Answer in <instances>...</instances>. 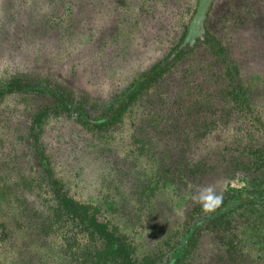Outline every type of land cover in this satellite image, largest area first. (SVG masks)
<instances>
[{
    "label": "rangeland",
    "instance_id": "obj_1",
    "mask_svg": "<svg viewBox=\"0 0 264 264\" xmlns=\"http://www.w3.org/2000/svg\"><path fill=\"white\" fill-rule=\"evenodd\" d=\"M194 5L0 0V84L17 78L85 106L107 102L167 57ZM199 56L143 91L109 130H92L71 115H51L40 129L45 156L69 194L116 228L136 261L162 256L204 215L192 200L200 187L214 185L223 202L230 191L264 190L257 121L264 122V74L243 70L254 100L245 118L220 83L223 66ZM46 104L33 93L0 97V264H93L84 253L93 244L57 223L53 192L38 177L27 132ZM180 264H264V205L238 208L202 228Z\"/></svg>",
    "mask_w": 264,
    "mask_h": 264
},
{
    "label": "flooded vegetation",
    "instance_id": "obj_2",
    "mask_svg": "<svg viewBox=\"0 0 264 264\" xmlns=\"http://www.w3.org/2000/svg\"><path fill=\"white\" fill-rule=\"evenodd\" d=\"M47 1L49 2V4L57 2V0ZM83 1L84 0H73V2H75L76 4ZM199 2L200 0H194L195 5L193 12L190 15L185 28L183 29L178 42L169 52L167 57L164 60L160 61V63L166 64L165 67L167 70L161 74L162 76L159 80L162 81L161 79H163L165 76H168L174 68L180 65H184L186 63V60L190 58L197 57V61L200 59L199 55H202L203 59L212 58L216 61V64L219 63L223 66L226 73L228 72V70L232 71L234 80L233 88L230 87L229 79L226 82L228 84V89L234 90L237 100L240 101L239 105L234 104V108L236 109L237 106H239L238 108L240 109L246 107L248 109H251L253 107L254 101L252 96L253 94L251 93L252 88H248L243 84L242 73L245 69L246 71H248V75L253 74L254 70L257 73L261 72L264 74V0H230V4L228 6L224 5V0H213L203 22L205 30L203 36L192 37L190 35L189 26L191 25V22L197 12ZM213 21L219 22L221 24V28L215 27L213 24H211V22ZM223 27L229 28L231 30L230 34H228L229 36L231 35V40H227L228 36L226 35ZM242 47L244 48L243 51L240 50V48ZM208 54H210V57ZM216 71L219 72L218 67ZM226 73H224L223 75L227 78ZM134 81L131 82V84L127 86V88H125L123 91L115 94L107 102H103L102 104H97L94 106L81 105L83 107L82 109L75 108V110L72 111L74 118H77L84 122L92 121L95 124L99 125L108 124L117 117L121 118V107L130 100L134 92L138 91L141 88L142 82H135L137 88L134 92H132V85H135L133 84ZM26 82L27 81H24V84H26ZM37 86V83L33 84V87L37 88ZM30 93L45 97V99L47 100L46 105H54L56 106V108L59 107V104L56 102V100L49 94L42 95L36 92L23 91V94ZM68 107L69 106H67V108ZM60 109L57 115L68 114L66 111H62ZM33 122L34 116L33 119L29 122V125L31 126ZM27 138L31 142L32 147L36 146L35 150L33 151V157L37 164L38 177L44 184H49L51 190L54 191L56 188H59L54 192L52 191L55 198L56 194L59 192L68 193L70 185L66 184L65 181L61 179V177L53 174V170L51 169V166L49 164V159L47 156H45L40 140L38 141L39 138L36 137L34 132L32 133L30 127L27 132ZM56 184L57 186H55ZM68 195L69 197H72L69 193ZM73 199L86 204L76 197H73ZM237 199H240V197L238 196L236 200H230L226 204H223L217 211L211 214L214 215L216 212H222L224 210L231 212L233 208L238 207L241 204V201ZM55 202H57V200H55ZM89 217H91V215H89ZM215 218L216 217H212L208 219L207 215H202L193 220L188 224L175 244L167 248L162 256L153 259L152 262H145L142 259L136 261L129 256L131 258V261L124 264H180L186 253L190 250L191 243L198 235L199 231L207 226ZM57 219L58 217L56 215V220ZM64 220L66 221H60L59 224L66 225L67 227H70V229H73L74 227H76V224H78V222L76 223L75 221L70 220V218L67 216L64 217ZM200 222H202L203 224L199 225ZM79 237L82 238V234H80ZM86 241L89 242V238L86 239ZM90 243L91 242H89L88 244ZM115 248L119 249V246L116 245ZM89 249H91V247ZM124 254L126 255L125 252ZM124 254L122 255V259L125 258ZM106 264L114 263L108 261L106 262Z\"/></svg>",
    "mask_w": 264,
    "mask_h": 264
},
{
    "label": "trees",
    "instance_id": "obj_3",
    "mask_svg": "<svg viewBox=\"0 0 264 264\" xmlns=\"http://www.w3.org/2000/svg\"><path fill=\"white\" fill-rule=\"evenodd\" d=\"M165 66L166 64L159 62L155 64L150 70L140 75L138 79L134 81L133 84H135V82L139 83V81L142 82L141 88L138 91L134 92L137 87L136 84L134 86L132 85L133 88L132 92L134 93L132 94L130 100L124 106L121 107L120 117L130 106L129 104L133 103L136 97L140 93H142L144 90L148 88L153 87L154 85L160 82L159 79L162 76L161 74L167 70ZM226 75L227 78L225 77L224 79L226 81L229 79L230 87L233 88L234 80H233L232 71L228 70ZM220 83L222 86H225L224 90L228 92V95H230L231 101H233L234 104L239 105L240 101L237 100L234 90L228 89L227 82L225 83L224 81H221ZM33 84L34 82L32 81H27L26 84H24V82L21 79H17V78L12 79L3 84H0V97L7 94L24 91V92H36L42 95L49 94L52 98L56 100V102L59 104V107L56 108V106L54 105H45L40 110H38L34 115V122L30 126V130L32 131V133L34 132L36 137L38 138L40 136V129L42 128L44 121L51 115H57L60 108H61L60 110L66 111L68 113L67 115H71V116H73L72 111H74L75 108L77 109L83 108L81 106L82 104L77 102L75 99L70 97L66 92L62 90H58L44 83H40V84L37 83L38 86L36 88L33 87ZM67 106L69 107L67 108ZM238 107L239 106H237L236 110L241 114V116L247 118L248 116L247 114L249 113L250 109H248L247 107L240 109ZM118 118L119 117L114 118V120L108 124H100V125L95 124L92 121L84 122L77 118L76 119L79 120L81 124L92 130L98 132H104L106 130H109L111 127H113L116 124ZM257 121H258V125L261 127V133L264 134V122L259 119ZM53 174L55 175L54 171ZM46 186H49V184H46ZM55 186H57V184ZM58 189L59 188H56L54 191ZM68 193L59 192L56 194V198L54 197V200H57L55 206L56 207L55 213L58 217L57 223H59L60 221H66L64 220V217L66 216L69 217L70 220L75 221L76 223L78 222V224H76V227L71 229L73 230L72 236H74L75 239L77 240H81L85 244L89 242H91L90 244H93L92 246H90L91 249H89L88 251L86 250L84 252L86 253L85 255L87 256V258L89 257V260H92L93 264H106V262L108 261H111L114 264H124L126 262L131 261V258L127 254V247H126L127 244L125 242V238L123 237V235L119 233L116 228L114 227L112 228L110 224L101 223L97 218V214H98L97 210L93 206L83 204L79 201L74 200L73 197H69ZM238 196L240 197V199L237 200L241 201V204L238 207L233 208L231 212L235 211L238 208L250 204L257 203L264 205V190H253L250 188H243L235 191H230L225 197L223 204H226L230 200H234V199L236 200ZM226 213L228 214L230 212L227 211L222 213L220 216L213 219L210 223L226 215ZM89 215H91V217H89ZM80 234H82L83 236L82 238L79 237ZM88 238L90 240L89 242L86 241V239ZM77 243L79 242L77 241ZM97 244H100V246H97ZM116 245L119 246V249L115 248ZM124 252L126 253V255L124 254ZM123 254L125 255V258L122 259ZM143 260L145 262H152L153 259L147 257L144 258Z\"/></svg>",
    "mask_w": 264,
    "mask_h": 264
},
{
    "label": "clouds",
    "instance_id": "obj_4",
    "mask_svg": "<svg viewBox=\"0 0 264 264\" xmlns=\"http://www.w3.org/2000/svg\"><path fill=\"white\" fill-rule=\"evenodd\" d=\"M194 203L202 206V211L205 215L214 213L223 204V193L217 192L214 185L200 187L192 196Z\"/></svg>",
    "mask_w": 264,
    "mask_h": 264
},
{
    "label": "water",
    "instance_id": "obj_5",
    "mask_svg": "<svg viewBox=\"0 0 264 264\" xmlns=\"http://www.w3.org/2000/svg\"><path fill=\"white\" fill-rule=\"evenodd\" d=\"M212 2L213 0H200L197 12L191 22V25L189 26L190 35L192 37H195V36L202 37L203 36L205 32L203 22L206 18V14ZM224 212L226 211L216 212L214 215L208 214L207 217L208 219L212 217H218ZM202 224H203L202 222L199 223V225H202Z\"/></svg>",
    "mask_w": 264,
    "mask_h": 264
}]
</instances>
